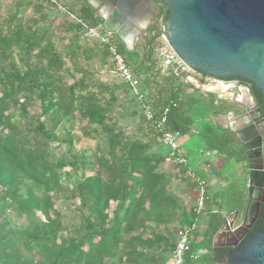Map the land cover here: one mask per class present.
Segmentation results:
<instances>
[{"label":"trees","instance_id":"1","mask_svg":"<svg viewBox=\"0 0 264 264\" xmlns=\"http://www.w3.org/2000/svg\"><path fill=\"white\" fill-rule=\"evenodd\" d=\"M152 1L160 19L148 26L142 55L136 48L127 51L111 35L140 81L145 102L156 119L166 112L169 130L179 139L188 137L186 144L194 143L196 154L213 155L220 174L231 164L246 168L234 133L214 121L229 106L158 68L155 50L168 11L162 0ZM3 7L0 264H167L177 232L192 225L185 264L223 260L230 249L213 248V238L225 216L244 214L247 203L228 197L225 214H211L206 232H197L200 215L170 189V176L160 171L169 153L130 89L99 79L107 74L110 57L105 46L83 37L82 26L100 27L98 8L87 0H71L62 6L63 14L52 0H14ZM127 112L134 122L130 135L119 127ZM82 140L94 142V149L76 151ZM52 144L63 146L59 156ZM183 170L176 182L196 186ZM263 229L261 206L247 237Z\"/></svg>","mask_w":264,"mask_h":264},{"label":"water","instance_id":"2","mask_svg":"<svg viewBox=\"0 0 264 264\" xmlns=\"http://www.w3.org/2000/svg\"><path fill=\"white\" fill-rule=\"evenodd\" d=\"M162 2L168 17L162 25L161 34L176 56L202 77L224 81L241 78L252 82L264 105V0ZM88 3L98 8L102 31L115 36L127 51H130L127 39L131 40L133 47L138 36H145L148 25L139 29L130 18V12L109 9L108 4L99 6L93 0ZM136 32L137 35H134ZM234 88V84H231L224 90L233 93ZM249 96L252 97V94L249 93ZM242 107L244 110L240 113L229 109L224 115L236 113L247 118L249 108ZM255 109L259 118L248 127L253 131L259 122H264L260 109L257 106ZM259 135L260 140L254 141L251 149L255 164L248 155V203L242 223L233 228V219L225 221L216 234L218 239L224 238L225 242L213 244V248L230 249L221 260L226 264L228 261L232 264H264V229L243 240L256 221L261 206H264V200L252 195L254 178L258 185L256 194L264 192V133L260 129Z\"/></svg>","mask_w":264,"mask_h":264},{"label":"built area","instance_id":"3","mask_svg":"<svg viewBox=\"0 0 264 264\" xmlns=\"http://www.w3.org/2000/svg\"><path fill=\"white\" fill-rule=\"evenodd\" d=\"M59 9L64 12L62 8L59 7ZM70 17L73 18V16ZM82 26L83 37L86 40L98 42L107 48L110 57V67L107 70V74L117 79L120 83L128 86L132 96L141 108L144 119L150 124L154 133L159 136L162 146L169 153V159L167 162L178 167L176 173L179 169H184L185 177L196 185L198 192L195 209L197 215H200L204 209L206 201L207 184L205 180L197 178L188 168L187 160L180 149L178 133L170 131L167 127L166 112H164L159 119L154 117L150 104L145 102L144 94L140 90V81L129 68L125 57L118 51L117 45L113 41L111 34L102 31L100 27L91 28L84 24H82ZM157 43L158 46L155 50L157 66L163 73L169 74L172 79L183 83H189L188 79L191 76H198L203 88L208 90L209 88L215 87L229 93L224 89L232 83L221 79L202 77L197 72L189 69L176 56L162 34H160L157 39ZM207 90L205 91L207 92ZM194 228L195 225H192L189 228L177 232V240L170 254V264H185V255L189 251V235ZM191 258L195 260L197 259V256L193 255Z\"/></svg>","mask_w":264,"mask_h":264},{"label":"crops","instance_id":"4","mask_svg":"<svg viewBox=\"0 0 264 264\" xmlns=\"http://www.w3.org/2000/svg\"><path fill=\"white\" fill-rule=\"evenodd\" d=\"M96 2V1H95ZM123 5L127 4L128 8H130L129 12L131 14L130 18L134 21V24L139 28L143 29L146 25H150L151 23L160 19V14L158 13V7L152 0H116L114 2H110L108 4L109 9H119L120 3ZM97 5H100L99 2H96ZM147 26V28H148ZM137 35V32L134 33ZM128 49L130 51H134L136 48V40L134 42V46L132 47L131 42L127 40ZM138 55H142L141 50H137ZM201 76V75H200ZM189 84L197 90H200L203 93H208L201 85L200 79L198 76H191L188 79ZM210 94H214L217 101L227 102L229 97L232 98L233 93L229 92L226 93L222 89H217L215 87L209 88ZM214 92V93H211ZM226 106V105H225ZM225 114V113H224ZM224 114L215 117L214 121L221 120L224 124L223 129H227L229 125H232V121L234 118L230 117L229 115L225 116ZM220 117V118H219ZM232 127V126H231ZM198 130V124L196 123L193 126L192 135H194L195 131ZM234 132V131H233ZM188 137L179 139L180 149L182 150V145L186 144ZM187 145V144H186ZM192 161L190 162V166L192 170L199 171L202 174L203 179L206 181L207 184V196H206V206L202 213L199 216L197 222V232L199 234H204L208 228L210 223L211 214L218 212L219 210L224 215L225 214V201L228 197L233 199V203L238 205H246L248 203V178H246L247 168H243V164L235 165L231 164L228 165L226 168L222 170H226L225 174H220L219 168L214 164L213 155L209 154H196L195 151L192 152ZM204 156H207L204 158ZM242 167V170L240 169ZM245 173V175H244ZM248 177V176H247ZM186 191H188L186 193ZM190 191H194V187H188L187 189H180L179 193L181 196L186 197V195H190ZM237 213V216H235ZM210 214V216H208ZM233 215V216H232ZM243 215V216H242ZM244 218V214H239L237 211L232 212L230 216L226 217L227 220H234V223L239 219ZM240 225V224H239ZM238 225V226H239ZM237 226V227H238ZM233 228H236L233 225ZM201 240V237L198 238V241ZM225 239L221 238L218 239L216 235L213 238V244H220L224 243ZM202 254V253H200ZM167 264H170V259ZM215 264H226L222 261H219Z\"/></svg>","mask_w":264,"mask_h":264},{"label":"flooded vegetation","instance_id":"5","mask_svg":"<svg viewBox=\"0 0 264 264\" xmlns=\"http://www.w3.org/2000/svg\"><path fill=\"white\" fill-rule=\"evenodd\" d=\"M111 1L114 2L116 0H105L100 5L103 6L106 4H110ZM119 9H121L125 13H128L130 10V8H128L127 4L123 5L122 2L120 3ZM159 12H160V10L158 9V13ZM226 81L234 84V87H235L232 98L229 97L227 99L228 103H229V109H231L233 111H237L240 113L244 110L242 107L243 105L247 106L249 108L247 118H244L242 115H237L236 113L228 114L230 117L234 118V121H232V125H231L232 127L230 125H229V127H227V130H229L231 132L234 131L233 133H234V136L236 138V141H237L239 147L241 148V150L243 151V154H244V157L246 160V166H247L246 168H247V172H248L247 178L249 181L248 155H249V159L251 160V162L255 164L254 156L251 155V151H253L251 149H253V147H254V146L252 147V144L254 141L258 142L260 140L261 136L259 135V129L261 130V132L264 133V122H259L258 126L254 129V131H253V129H250L248 127H249V125H254L253 122L255 120H258V118H259V115L255 111L256 106L260 109V111L264 117V112L260 108V106L258 104V99H257L258 97L261 98V95L259 93H257L253 83L250 81H247V80H244L241 78H234V79H230V80H226ZM249 93L252 94V97L249 96ZM262 106L264 107L263 104H262ZM245 125H247V126H245ZM257 128H259V129H257ZM254 133H256V134L254 135ZM256 197H258L261 200H264V192H259L258 195H256ZM253 225L251 226L250 229H248L243 240H247L248 238H250L247 236H248L250 230L252 229Z\"/></svg>","mask_w":264,"mask_h":264},{"label":"rangeland","instance_id":"6","mask_svg":"<svg viewBox=\"0 0 264 264\" xmlns=\"http://www.w3.org/2000/svg\"><path fill=\"white\" fill-rule=\"evenodd\" d=\"M14 0H0V13L3 12L4 10V7L3 5H6V4H10L12 3ZM88 1H91V0H87ZM93 1H96V0H93ZM52 2H56L57 5H60V7L62 8L63 7H68L69 3L71 2V0H52ZM98 2V1H96ZM57 10L61 13L62 11L59 10L57 8ZM60 14V15H61ZM70 21H74V19L72 17L69 16L68 18ZM144 42V37L143 36H138V39H136V49L139 50L141 49V45L143 44ZM100 80H102L103 82H106V83H110V84H114V85H119V81L117 79H115L114 77H111L110 75L108 74H101V76L99 77ZM226 106H229V103H226ZM132 109V108H131ZM131 109L129 111H131ZM130 112H127V114L124 115V117L122 119H120L119 121V127L120 129L127 135H130L132 134L133 132V126H134V122H133V119L131 117L128 116ZM220 118V117H219ZM223 119V117H222ZM221 120H217L216 121V124L219 125L221 128L224 127V124ZM182 153L188 157V160L191 162L193 159H192V156H193V151H195L196 149V146L195 144H183L182 145ZM94 149V142L92 141H87V140H82L80 143L76 144L75 145V150L78 151V152H82V151H88L90 152L91 150ZM51 150L53 151V153L56 155V156H59L64 148L63 146H60L58 144H52L51 145ZM207 157V156H204V158ZM245 169V167H243ZM178 169L177 166L171 164V163H168L166 162L162 167H161V172L164 173V174H167L168 176H170L171 178V184H170V189L172 191H174L177 195H180L179 191L180 189H187L189 186L186 185L185 183H177L176 182V179H175V175H176V170ZM242 170V167L240 168ZM246 173V171H245ZM244 173V175H245ZM248 173V172H247ZM247 173H246V178H247ZM194 187V191L196 192V195L194 192L190 191V195H186V197H183L184 198V203L186 205L187 208L189 207H196V204H197V187L196 186H193ZM188 191H186L187 193ZM248 192V190H246V193ZM206 196H207V188H206ZM206 206V201H205V204H204V208ZM58 207H59V203H58ZM204 210V209H203ZM210 216V214L208 215ZM230 215L227 214V216L225 217H228ZM233 216V215H232ZM243 216V215H242ZM242 218L239 219L238 221H236L234 223V226L237 227L241 222H242ZM15 222H17V220L15 219ZM174 229V228H173ZM176 229V228H175ZM174 229V231H175Z\"/></svg>","mask_w":264,"mask_h":264},{"label":"bare ground","instance_id":"7","mask_svg":"<svg viewBox=\"0 0 264 264\" xmlns=\"http://www.w3.org/2000/svg\"><path fill=\"white\" fill-rule=\"evenodd\" d=\"M130 37H132V36H130ZM127 40H128L129 42H131V40H129V39H127ZM255 180H256V179L254 178L253 184H254V187H255V188L253 189V192H252V193H253V194H252V195H253V198H255L256 195H257V194H256V189H257V187H258L257 182H256Z\"/></svg>","mask_w":264,"mask_h":264}]
</instances>
